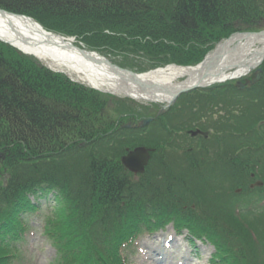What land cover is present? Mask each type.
Listing matches in <instances>:
<instances>
[{
  "label": "trees",
  "instance_id": "trees-1",
  "mask_svg": "<svg viewBox=\"0 0 264 264\" xmlns=\"http://www.w3.org/2000/svg\"><path fill=\"white\" fill-rule=\"evenodd\" d=\"M0 8L89 49L153 52L184 66L230 37L236 21L252 32L264 17V0H0ZM227 87L209 141L175 136L220 87L181 97L178 107L193 110L177 119L169 120L174 107L126 131L120 123L137 112L134 103L71 83L0 43V147L10 175L0 180V264H16L42 199L54 264H126L123 250L167 223L209 242L211 264H264V62L259 82L244 92ZM139 147L151 158L136 176L122 159Z\"/></svg>",
  "mask_w": 264,
  "mask_h": 264
},
{
  "label": "bare ground",
  "instance_id": "bare-ground-1",
  "mask_svg": "<svg viewBox=\"0 0 264 264\" xmlns=\"http://www.w3.org/2000/svg\"><path fill=\"white\" fill-rule=\"evenodd\" d=\"M7 16L13 23H17L18 27L16 30L10 27L0 14V39L3 41L14 38V44L23 52L35 55L43 65L57 73L65 74L79 84L120 97L132 96L136 101H143L147 96L156 101H168L170 94L179 88L211 81L222 82L232 77L242 79L243 72L254 70L264 51V38L253 35L234 36L221 43L200 69L187 70L168 66L137 76L128 72L118 75L119 72L113 71L107 65L109 62L106 57L93 52H89L92 54L89 57L85 54L88 51L83 45L79 47L74 38L46 32L29 16ZM4 151L5 149L0 147L1 155ZM144 246L151 255H156L155 259L148 257L154 260V264L165 262L168 258L166 252L159 250L160 246L153 249L147 244Z\"/></svg>",
  "mask_w": 264,
  "mask_h": 264
},
{
  "label": "rangeland",
  "instance_id": "rangeland-1",
  "mask_svg": "<svg viewBox=\"0 0 264 264\" xmlns=\"http://www.w3.org/2000/svg\"><path fill=\"white\" fill-rule=\"evenodd\" d=\"M80 43H82L83 47L86 49L97 51L101 56L106 57L112 63L127 69L146 70V68H152L159 64H164L160 62L165 59L163 58V56H165L163 54V56L155 58L153 56V52L151 53L142 51V53L140 52L134 54L120 50H111L108 48H103L102 50L93 48L89 49V47L83 41H80ZM196 134L200 135L199 133ZM5 162L6 160L4 162L1 161L3 164H0V180L3 184H6L10 178V175L7 173L8 169L5 165ZM40 215V217L34 216L29 221V225L32 227V229L30 228V230L25 234L26 243L21 247L23 249L22 254H19L16 264H51L55 258V252L50 246V242L46 241L44 236L41 235L40 223L41 218H43L44 215ZM174 232L175 230H173L171 226H167L164 228V230L157 232L152 236L143 238L141 244L137 247V249H135L136 251L134 255H131V264H154L148 259L150 253L148 252L147 248H143V244L147 243L148 245L154 247L155 245L162 243V240L165 241V238L168 234L172 235ZM176 238L178 241V246L176 244L174 245L173 242H170V248H168V250L164 249L163 247V249H160L164 252L166 251V255L169 257L166 259L164 264H208V258L213 252L209 243L207 244L198 240L193 242L185 232L179 233V236ZM169 251H171V253H169Z\"/></svg>",
  "mask_w": 264,
  "mask_h": 264
},
{
  "label": "water",
  "instance_id": "water-1",
  "mask_svg": "<svg viewBox=\"0 0 264 264\" xmlns=\"http://www.w3.org/2000/svg\"><path fill=\"white\" fill-rule=\"evenodd\" d=\"M0 14H1V16H2V18L3 19H5V21H6V23H8V25L10 26V27H13L15 30L17 29V27H18V25H17V23H13L12 21H11V19H9L8 18V16L7 15H9V16H15V15H13V14H11V13H7V12H3L2 10H0ZM7 14V15H6ZM264 22V21H263ZM28 30V29H27ZM24 31V30H23ZM241 35H246V36H258V37H262V39L264 38V30H263V32H259V33H241V34H238L237 36H241ZM14 38H10L9 40H7V41H3L2 39H0V42H2V43H4V44H8V45H11V46H13L14 48H17V49H19L22 53H24V54H29V53H25V52H23L17 45H15L14 44ZM223 41H221L218 45H217V47L215 48V50H214V52L217 50V48L219 47V45L222 43ZM226 42V41H225ZM25 44V43H24ZM32 44H35V43H32ZM27 45V44H26ZM31 46V45H30ZM83 52H85V51H83ZM213 52V53H214ZM86 55H88L89 57L92 55V54H90L89 52H86L85 53ZM29 55H31V54H29ZM33 56H35V55H33ZM264 61V51H263V53H262V55L260 56V59L258 60V62L255 64L256 66H254V69H257V72H259L260 71V69H258L259 68V66H260V64L262 63ZM205 62V61H204ZM203 62V63H204ZM203 63H202V65H203ZM107 65L109 66V67H111L112 69H113V71L115 70V72H119V74L118 75H121V74H125V72H128V73H130V74H132L133 76H135L132 72H130V71H127V70H122V69H120L119 67H117L116 65H113L112 63H110L109 62V64L107 63ZM201 65V66H202ZM248 72H250V69L249 70H247V71H245V72H243L244 74H246V73H248ZM137 76V75H136ZM257 77H256V79H255V81L256 80H258L259 79V75L257 74L256 75ZM233 79H236V77L234 78V77H232L231 79H226V80H233ZM222 81H225V80H222ZM215 83H222V82H215ZM211 84H214V82H211V83H209V84H204V83H200L199 85H192V86H190V87H185V88H179V90H175V91H173L171 94H170V97H169V100L168 101H160V100H158V101H156V100H153V97H152V95L151 94H147V95H150V97H152V98H149L148 96L145 98V99H143V101L144 102H146V103H148V102H155V103H163V104H166L167 106H169L170 104H172L173 102H174V100L175 99H177L181 94H184V93H188V92H190L191 90H193V89H198V88H201V87H207V86H210ZM238 87L239 88H241V89H243V87L240 85V84H238ZM144 88H145V86H144ZM147 88V87H146ZM127 96V95H126ZM127 97H129V96H127ZM132 97V96H131ZM133 98V97H132ZM133 99H135V98H133ZM145 123V122H144ZM147 123V122H146ZM148 160H149V157L146 155V153H145V151L143 150V149H141V148H139V149H137V150H135V151H133V152H129V154L124 158V160H123V164H124V166H125V168H127L128 170H130V171H132V172H135V173H138V174H140V173H142L143 171H144V166L147 164V162H148ZM261 185V183H259V184H257V186H260Z\"/></svg>",
  "mask_w": 264,
  "mask_h": 264
},
{
  "label": "flooded vegetation",
  "instance_id": "flooded-vegetation-1",
  "mask_svg": "<svg viewBox=\"0 0 264 264\" xmlns=\"http://www.w3.org/2000/svg\"><path fill=\"white\" fill-rule=\"evenodd\" d=\"M4 160V156L0 154V162ZM1 164V163H0ZM1 166V165H0Z\"/></svg>",
  "mask_w": 264,
  "mask_h": 264
}]
</instances>
